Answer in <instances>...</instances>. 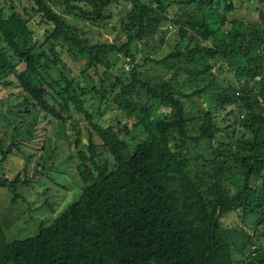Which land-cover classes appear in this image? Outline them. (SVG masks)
Listing matches in <instances>:
<instances>
[{
    "label": "trees",
    "instance_id": "1",
    "mask_svg": "<svg viewBox=\"0 0 264 264\" xmlns=\"http://www.w3.org/2000/svg\"><path fill=\"white\" fill-rule=\"evenodd\" d=\"M117 1L132 6L119 21L122 44L93 43L53 8L103 22L112 20L108 9ZM238 1L31 0L17 11L14 0H4L0 92L10 105L4 117L19 125L18 140L0 146V161L24 150L41 126L40 155L57 140L63 150L72 145L85 187L36 237L9 242L0 222V264H264V6L257 7L264 0H245L246 15L231 18ZM169 22L180 26L173 52L145 64L163 65L172 77L154 84L139 65L126 75L133 45L155 42ZM36 25L45 28L41 44ZM202 82L208 84L183 93ZM213 89L215 109L232 107L221 122L213 108L186 110L182 98ZM102 101L123 119L99 123L92 108ZM42 170L23 181L3 174L0 187L16 202L19 185L29 187ZM46 207L53 210L48 201ZM224 249L238 258H224Z\"/></svg>",
    "mask_w": 264,
    "mask_h": 264
},
{
    "label": "rangeland",
    "instance_id": "2",
    "mask_svg": "<svg viewBox=\"0 0 264 264\" xmlns=\"http://www.w3.org/2000/svg\"><path fill=\"white\" fill-rule=\"evenodd\" d=\"M14 1L17 5V11L20 5H31V0ZM257 1L259 2V0H255V2ZM235 4L236 11L232 13L230 17H242L246 15L248 3L243 0L241 2H235ZM0 5L9 9L8 5L4 3V0H0ZM258 6L263 7L264 3L259 2L257 4V7ZM53 8L70 23L78 26L82 32L86 33L87 37L93 43L122 44L126 39L120 32L119 21L122 16L132 10L130 3L125 1L114 2L108 9V14L112 16V20L103 22L84 20L77 17L74 13H69L65 8L55 3L53 4ZM35 20L40 22V19L37 17H35ZM179 27L180 26L175 23H165L161 28L162 34H159L155 38V42H149L148 44L142 42L135 43L132 50L136 57L132 64L125 63L126 75H128L127 73L135 68L136 65H139L142 66L140 70L143 72L144 78L151 79L154 84L160 85L163 81L169 80L172 77L173 71H169L168 68L163 65H156L155 63L145 64V61L148 56L156 60H161L171 54L174 45L177 44L179 40ZM33 29L35 30L34 41L41 44L42 41H44L45 28L36 25ZM162 39L165 40V43H161ZM157 53L160 55L157 56ZM113 58L115 60L116 57L113 56ZM68 64L75 71V75L79 74V64H75L71 60H68ZM171 64H173V61ZM119 66H121V64H119ZM214 72L216 73V69ZM224 73V78L230 79L232 83L236 82V77L234 75H231L228 71ZM207 84L208 82H202L199 86L195 85L191 88L183 87L182 90L184 94L191 95L195 91L204 88ZM227 85L228 83H225V86ZM217 93L218 92L213 89L198 97L191 99L182 98V101L186 110L191 114L198 115V110L201 108H213L217 117V122H221L226 114L232 110V107H228L226 110L215 109L214 97ZM7 94L8 92L5 91V97ZM3 95L4 92H0V146L5 148L10 142H14L15 139H17L14 138L15 132L13 128L19 125V122L15 124V122L12 123L4 117L5 114L7 115L10 112V105L8 100L3 101ZM140 100L142 102H147L149 101V97L144 92ZM102 102L103 103L99 107L95 106V108H92L96 114V120L99 121V123L104 126H109L116 123L117 120L123 119V115L116 110L112 103L108 101ZM21 111L24 112L26 116L35 113L33 109H31L29 114L25 112L24 108H22ZM157 116L162 118L161 114H157ZM40 127L37 128L34 133L35 138L28 142L26 141L23 145L22 149L25 151L20 150V152L16 151L12 154H6L4 160L1 158L0 161V176L5 174L10 180L22 174L21 178L23 181L33 176L40 167L44 170L34 179L29 187L19 185L18 194L20 198L16 202L13 201V194L8 188L0 187V222L3 225L4 232L9 242L36 237L39 234L41 224L45 223L49 225L53 223L64 213L68 205L74 203L78 199L82 187H85V184L80 181L75 167L76 162L74 154L76 153V149H74L72 145H65V150H63V142L57 140L55 147H53L51 143L48 144L46 146V152L43 153L42 151L40 155L44 137L43 133L40 134ZM80 128H83V132L85 131L82 124L78 127V131ZM5 133L9 134L8 139L3 137ZM46 136L49 137V132L45 133V137ZM142 138L143 136H138L136 141H141ZM20 139L22 138L20 137ZM82 140L84 142L88 140L86 132L82 134ZM26 167L27 169H25ZM47 201L53 205V210L49 207L41 209V206ZM252 249L255 250L256 248L253 247ZM230 254L232 257L238 258L236 252L229 249L223 250L224 258L225 256L228 257Z\"/></svg>",
    "mask_w": 264,
    "mask_h": 264
}]
</instances>
